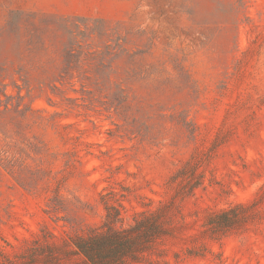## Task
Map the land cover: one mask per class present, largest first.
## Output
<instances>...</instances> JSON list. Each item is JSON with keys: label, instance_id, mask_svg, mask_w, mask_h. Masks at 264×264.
Listing matches in <instances>:
<instances>
[{"label": "rangeland", "instance_id": "rangeland-1", "mask_svg": "<svg viewBox=\"0 0 264 264\" xmlns=\"http://www.w3.org/2000/svg\"><path fill=\"white\" fill-rule=\"evenodd\" d=\"M107 206L162 214L130 264H264V0H0V263Z\"/></svg>", "mask_w": 264, "mask_h": 264}, {"label": "trees", "instance_id": "trees-1", "mask_svg": "<svg viewBox=\"0 0 264 264\" xmlns=\"http://www.w3.org/2000/svg\"><path fill=\"white\" fill-rule=\"evenodd\" d=\"M21 16H15L12 24H19ZM78 29V30H77ZM73 39L66 55L73 58L75 50L81 47L78 35L83 32L80 27L69 31ZM245 207H233L210 217L208 225L217 231H224L237 224L245 215ZM118 211L107 206L106 222L101 228H93L84 234L70 239L69 251H60L56 247L33 246L27 249L20 261L6 259L0 264H57L63 255L78 254L84 264H130L141 261L144 254L152 249L155 242L166 234L162 214L156 211L140 215L129 227L116 228L113 222L118 218Z\"/></svg>", "mask_w": 264, "mask_h": 264}]
</instances>
